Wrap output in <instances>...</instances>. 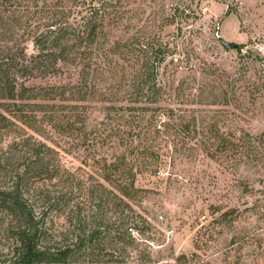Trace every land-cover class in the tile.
<instances>
[{"label": "rangeland", "instance_id": "obj_1", "mask_svg": "<svg viewBox=\"0 0 264 264\" xmlns=\"http://www.w3.org/2000/svg\"><path fill=\"white\" fill-rule=\"evenodd\" d=\"M129 8L132 28L111 38L134 39L140 51H106L103 77L85 100L58 96L79 83V66L37 74L25 88L45 87L52 98L16 87L0 98V132L13 121L57 149L78 177L94 176L130 203L143 220L134 261L264 264V0H137ZM167 15L175 22L164 25ZM219 36L244 48H225ZM148 51L162 91L156 103L133 95ZM26 52L36 53L32 41ZM200 89L219 102L199 104ZM25 102L54 105L60 120L23 110Z\"/></svg>", "mask_w": 264, "mask_h": 264}, {"label": "trees", "instance_id": "obj_2", "mask_svg": "<svg viewBox=\"0 0 264 264\" xmlns=\"http://www.w3.org/2000/svg\"><path fill=\"white\" fill-rule=\"evenodd\" d=\"M136 1L0 0V98L14 95L18 86L27 96L52 98L45 87L25 88V83L37 74L57 73L59 63L68 62L80 67L79 83L61 87L58 96L85 100L91 83L103 77L106 51H140L134 39L111 38L114 30L130 31L129 7ZM173 22V15H167L164 25ZM154 40L155 36L142 45L151 48ZM28 41L36 51L29 56ZM153 51L145 54L139 74L131 80L135 101L146 97L156 103L162 96L149 73ZM197 98L199 104H217L220 99L203 89ZM21 106L44 112L45 119L60 120L51 111L54 105L25 102ZM49 112L53 113L49 116ZM1 128L0 264L156 262L151 254L131 259L142 242L135 231L143 226L142 216L130 203L98 178L78 177L64 165L57 149L13 121L4 120Z\"/></svg>", "mask_w": 264, "mask_h": 264}, {"label": "water", "instance_id": "obj_3", "mask_svg": "<svg viewBox=\"0 0 264 264\" xmlns=\"http://www.w3.org/2000/svg\"><path fill=\"white\" fill-rule=\"evenodd\" d=\"M219 41L225 48H228V49L239 50V49H243L244 48L241 44L233 42V41L225 40L221 36H219Z\"/></svg>", "mask_w": 264, "mask_h": 264}]
</instances>
